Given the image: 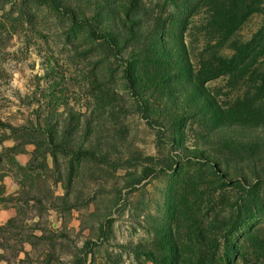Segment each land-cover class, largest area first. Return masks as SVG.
Returning <instances> with one entry per match:
<instances>
[{
	"label": "rangeland",
	"instance_id": "rangeland-1",
	"mask_svg": "<svg viewBox=\"0 0 264 264\" xmlns=\"http://www.w3.org/2000/svg\"><path fill=\"white\" fill-rule=\"evenodd\" d=\"M70 1L0 0V264H264V0ZM36 111L94 155H32Z\"/></svg>",
	"mask_w": 264,
	"mask_h": 264
},
{
	"label": "trees",
	"instance_id": "trees-1",
	"mask_svg": "<svg viewBox=\"0 0 264 264\" xmlns=\"http://www.w3.org/2000/svg\"><path fill=\"white\" fill-rule=\"evenodd\" d=\"M44 2H49L55 9L67 14L71 19H75V9L72 6L70 0H39ZM108 1V0H107ZM78 11L84 12L82 8H78ZM134 23H139L138 17ZM90 25V24H89ZM133 24H131L132 27ZM136 25V24H135ZM112 25L103 23L102 26L97 30L93 29V32H97L98 37H101L105 43L109 44L114 41V36L112 32L108 29ZM132 31V30H131ZM198 95V94H197ZM204 99L202 96H198L197 103H206L202 101ZM41 113H34L35 120L29 121L27 124H17L10 125L11 132L24 131L31 137V142L34 144L32 155L43 156L44 154H50L53 157V152H59L63 155L70 156H93L94 150L87 147L85 141L88 140V131L90 129V122L85 120L83 124H79L78 116L73 117L72 113L69 112L67 115L63 116L62 119L50 120L47 116L49 113L43 114L42 124H40L39 117ZM80 125V127H79ZM81 127L83 131L80 132ZM228 136V134L226 135ZM229 137V136H228ZM228 137H225L229 140ZM226 172V171H225ZM12 220V218L7 219V221ZM164 242L153 248H147L140 246L138 244L131 245V250L140 252V254H145L149 257L155 264H179V255L176 250V241L171 235H165L163 237ZM216 242L212 243L210 246V254H206L205 258H201L202 262L198 264H229L228 255L218 254L216 258L214 256V249L216 247ZM232 253V252H231ZM244 256H240L242 260ZM216 259V260H215ZM78 261V260H77ZM76 261V262H77ZM79 264H82L81 262Z\"/></svg>",
	"mask_w": 264,
	"mask_h": 264
}]
</instances>
